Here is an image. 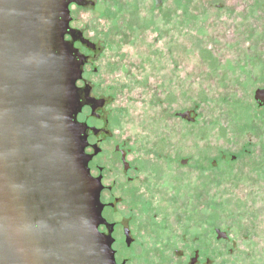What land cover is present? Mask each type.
Wrapping results in <instances>:
<instances>
[{
  "label": "water",
  "instance_id": "water-1",
  "mask_svg": "<svg viewBox=\"0 0 264 264\" xmlns=\"http://www.w3.org/2000/svg\"><path fill=\"white\" fill-rule=\"evenodd\" d=\"M90 1L0 0V264H119L78 121L83 53L149 187L147 247L188 244L226 198L240 224L264 209L262 1ZM77 31L95 49L67 39ZM207 182L213 211L196 198Z\"/></svg>",
  "mask_w": 264,
  "mask_h": 264
},
{
  "label": "flooded vegetation",
  "instance_id": "flooded-vegetation-1",
  "mask_svg": "<svg viewBox=\"0 0 264 264\" xmlns=\"http://www.w3.org/2000/svg\"><path fill=\"white\" fill-rule=\"evenodd\" d=\"M87 1L86 4L73 3L71 7L93 4L90 0ZM261 1L264 14V0ZM81 33L82 36L77 31L74 37L68 35L67 39L74 41L80 51L81 48L76 43L95 49L96 44L93 43L95 47L89 45L85 41L88 38L83 32ZM83 54L87 56V60L83 65V74L78 81V87L84 104L78 114V121L87 126L85 151L88 155H92L88 163L91 174L101 177L103 184L100 198L104 204L103 217L106 223L100 225V231L113 237L112 248L117 263L264 264V209L253 210L248 216L250 218L245 219L244 224H240L237 220L230 219L229 198H226V203L223 200L218 204L223 210L221 219L215 218L212 212H208V218L204 220L196 219L194 232L188 244L187 241H182L181 246L175 251L171 250L169 240L168 242L165 240L160 247L155 245L147 247L146 242L149 241L145 240V235L141 236L143 232H147V224L142 223L143 226L139 224L140 228L136 222L141 221L142 215L145 219H149L151 197L149 187L148 184L143 187L141 165L139 162L136 163L132 146L126 140L118 139L111 128V119L105 114L109 100L104 95L97 94L94 85L87 78L86 66L90 54ZM258 89H264V84L255 89L253 96L256 108L264 112V101L255 97ZM88 96L92 99H88ZM232 158L237 159L238 156L232 155ZM262 160L261 167L264 166V159ZM183 162L187 164L188 160ZM107 166L113 171L111 181L107 179ZM256 178L261 183L264 182V171L258 170ZM209 180L212 181L213 178L210 177ZM204 190L208 193L205 207L211 206L210 210L213 211L214 187L210 182H207L206 187L196 188V198L198 193ZM141 209L144 210V214H141ZM126 214L128 222L125 225L123 219L126 218ZM137 244L139 250L131 253L130 251Z\"/></svg>",
  "mask_w": 264,
  "mask_h": 264
}]
</instances>
